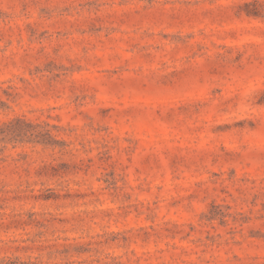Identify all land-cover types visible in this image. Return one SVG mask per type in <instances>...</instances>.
I'll return each mask as SVG.
<instances>
[{
  "label": "rangeland",
  "instance_id": "rangeland-1",
  "mask_svg": "<svg viewBox=\"0 0 264 264\" xmlns=\"http://www.w3.org/2000/svg\"><path fill=\"white\" fill-rule=\"evenodd\" d=\"M16 119L0 264H264V0H0Z\"/></svg>",
  "mask_w": 264,
  "mask_h": 264
},
{
  "label": "trees",
  "instance_id": "trees-1",
  "mask_svg": "<svg viewBox=\"0 0 264 264\" xmlns=\"http://www.w3.org/2000/svg\"><path fill=\"white\" fill-rule=\"evenodd\" d=\"M14 124L23 125V128L14 127ZM38 127L37 125H34L32 123L25 122L21 119L12 120L8 123H4L2 126H0V145L1 147H5L6 144L10 143L13 140H16L15 138L17 136H25L28 142H35V143H43L42 141H39V134L34 133V131Z\"/></svg>",
  "mask_w": 264,
  "mask_h": 264
}]
</instances>
